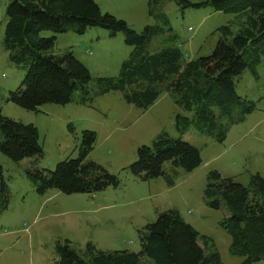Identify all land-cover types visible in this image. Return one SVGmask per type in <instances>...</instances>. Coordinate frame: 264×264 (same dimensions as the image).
<instances>
[{
    "label": "rangeland",
    "instance_id": "374dc122",
    "mask_svg": "<svg viewBox=\"0 0 264 264\" xmlns=\"http://www.w3.org/2000/svg\"><path fill=\"white\" fill-rule=\"evenodd\" d=\"M94 1L102 12L124 19L137 31L146 25L158 27L147 43L148 51L178 46L185 59L211 54L219 36L217 28L230 25L235 31L243 17L209 6L181 9L174 0H156L151 6L149 0ZM8 3L0 0L1 111L15 120L33 123L43 152L19 161L0 152L9 198L8 207L0 213V264H54L55 243L64 239L83 258H87V243L99 250L138 252V229L170 208L177 209L181 218L197 230L199 243H206L207 251L217 250L224 264H240L243 257L229 252L230 236L220 225L228 215L225 207H210L203 191L212 170L243 185L249 183L253 173L264 177V54L255 75L246 69L234 79L236 93L253 101L255 109L231 126L223 142H217L198 133L194 124L179 134L176 114L191 117L192 112L179 107L174 95L165 90L146 110L125 101L118 90L98 91L96 78L116 77L133 48L124 43L122 33L103 37L109 31L101 27H89L82 34L43 30L41 36H56L53 53L72 51L92 78L87 95L76 90L68 104L45 103L32 111L7 100L8 92L17 89L25 76V68L10 61L3 43ZM84 130L96 133L87 158L114 174L118 185L94 193H64L55 188L38 193L27 172L53 170L60 161L78 157ZM160 132L190 142L199 149L202 159L192 171L166 161L163 169L173 184L162 176L144 180L128 169L136 159L138 146L150 145ZM252 264H264V259Z\"/></svg>",
    "mask_w": 264,
    "mask_h": 264
},
{
    "label": "trees",
    "instance_id": "16d2710c",
    "mask_svg": "<svg viewBox=\"0 0 264 264\" xmlns=\"http://www.w3.org/2000/svg\"><path fill=\"white\" fill-rule=\"evenodd\" d=\"M154 1L149 0V5ZM174 1L181 9L209 6L243 17L235 31L230 25L217 28L219 36L211 54L185 59L178 46L148 51L147 43L158 27L146 25L137 31L124 19L102 12L94 0H9L3 43L10 61L25 68V76L17 89L8 92L7 100L37 111L45 103L72 102L76 90L87 95L92 78L89 69L72 51L53 53L56 36L45 37L40 32L82 34L89 27H101L109 35L122 33L124 43L133 48L116 77L96 78L100 93L118 90L125 101L146 110L165 90L174 95L179 107L192 112L191 117L176 114L179 134L194 124L198 133L223 142L231 126L255 109L253 101L236 93L234 79L246 69L255 75L264 54V0ZM95 141L96 133L84 130L78 157L60 161L53 170L28 171L36 191L43 194L55 188L64 193H94L117 186L114 174L87 158ZM0 152L13 161L43 152L37 127L3 115L1 106ZM166 161L192 171L202 159L199 149L190 142L160 132L150 145L138 146L136 159L128 169L144 180L162 176L173 184L163 169ZM203 192L210 207L224 206L228 213L220 225L230 236L229 252L243 257L240 264L264 259V177L253 173L249 183L243 185L212 170ZM8 203V186L0 163V213ZM138 236V252L99 250L87 243V258L79 256L68 239L57 240L54 264H224L217 250L207 251L206 243H199L197 230L181 218L177 209L159 213L153 222L138 229Z\"/></svg>",
    "mask_w": 264,
    "mask_h": 264
},
{
    "label": "crops",
    "instance_id": "0c3cea01",
    "mask_svg": "<svg viewBox=\"0 0 264 264\" xmlns=\"http://www.w3.org/2000/svg\"><path fill=\"white\" fill-rule=\"evenodd\" d=\"M107 35H109V34H102L103 37H107ZM109 36H110V35H109ZM98 37H100V36H98Z\"/></svg>",
    "mask_w": 264,
    "mask_h": 264
}]
</instances>
